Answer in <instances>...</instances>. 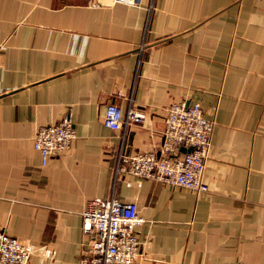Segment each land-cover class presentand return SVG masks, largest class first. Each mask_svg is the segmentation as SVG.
Masks as SVG:
<instances>
[{"label": "crops", "instance_id": "crops-1", "mask_svg": "<svg viewBox=\"0 0 264 264\" xmlns=\"http://www.w3.org/2000/svg\"><path fill=\"white\" fill-rule=\"evenodd\" d=\"M180 102L213 122L208 191L114 181L121 147L160 156ZM108 104L142 121L111 131ZM66 118L76 139L43 166L33 138ZM111 197L142 220L133 264H264V0H0V235L78 264L82 212Z\"/></svg>", "mask_w": 264, "mask_h": 264}, {"label": "built area", "instance_id": "built-area-1", "mask_svg": "<svg viewBox=\"0 0 264 264\" xmlns=\"http://www.w3.org/2000/svg\"><path fill=\"white\" fill-rule=\"evenodd\" d=\"M111 4L130 7L140 0H110ZM153 8L149 6L148 11ZM145 39L139 46L144 48ZM142 115L134 107L124 113L115 104H108L103 124L111 131L127 129L140 123ZM213 122L198 104L172 103L166 108L160 156L144 153L126 157L121 147L114 170V181L123 176L152 180L170 188L206 193L203 176L209 155ZM76 139L69 119L41 127L33 138V148L45 166L48 158L67 151ZM184 150V152H182ZM83 234L92 238L78 264H133L140 254L136 228L142 223L134 203H123L111 197L92 199L82 212ZM30 251L16 238L0 235V264H28Z\"/></svg>", "mask_w": 264, "mask_h": 264}, {"label": "water", "instance_id": "water-1", "mask_svg": "<svg viewBox=\"0 0 264 264\" xmlns=\"http://www.w3.org/2000/svg\"><path fill=\"white\" fill-rule=\"evenodd\" d=\"M182 152H184V150H182Z\"/></svg>", "mask_w": 264, "mask_h": 264}]
</instances>
